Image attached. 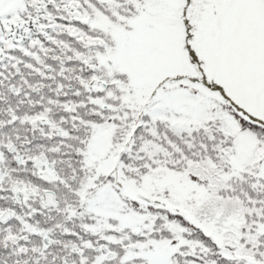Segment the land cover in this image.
<instances>
[{
  "label": "snow or ice",
  "instance_id": "obj_1",
  "mask_svg": "<svg viewBox=\"0 0 264 264\" xmlns=\"http://www.w3.org/2000/svg\"><path fill=\"white\" fill-rule=\"evenodd\" d=\"M0 264H264V0H0Z\"/></svg>",
  "mask_w": 264,
  "mask_h": 264
}]
</instances>
